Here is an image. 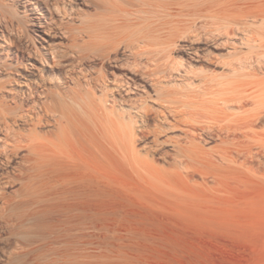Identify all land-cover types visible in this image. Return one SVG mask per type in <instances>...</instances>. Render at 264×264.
Segmentation results:
<instances>
[{"label":"bare ground","instance_id":"bare-ground-1","mask_svg":"<svg viewBox=\"0 0 264 264\" xmlns=\"http://www.w3.org/2000/svg\"><path fill=\"white\" fill-rule=\"evenodd\" d=\"M31 2L44 12V18L37 22L28 15L32 8ZM79 3L90 6L92 12L79 10ZM241 19H254L260 21L259 24H264V0H0V37L6 41L5 45L0 43V182L6 179L18 180L23 183L21 187L26 182L28 185L31 181L33 184L40 182L49 187L50 191L47 192L54 195L49 198L51 194H48L50 196L46 201L51 200V207L47 205V210L38 207L40 217H34L38 220L34 224L35 228L33 226L37 232L34 240L40 242L45 237L44 234L54 235L56 238L62 231H67L63 224H69V220L75 218L81 220L82 217L88 224L91 219L93 174L99 173L102 177L111 170L112 164H119L134 175L155 183L163 181V177L169 173V170L156 166L155 161L159 159L173 160L169 163L170 171L180 170L184 173L185 170V174L198 170V166L202 167L211 157H218L216 160L225 164L235 161L231 151L237 148L236 135L242 127L240 124L238 130L234 124L232 127L234 117L231 121L225 118L226 121L224 116L219 117V108L222 106L219 107L218 102L222 101V97L219 98L221 93H217L225 90V93L231 91L242 95L248 94L250 88L246 92H242V89L237 91L238 83H234L238 82V77L233 78L237 80L235 82L231 79L234 75L231 78L225 75L230 78L225 81L227 85L222 79V83L218 78L214 80L217 75L211 76L214 79L207 77L210 80H202L203 91L198 93L188 88L187 91L182 87H170L160 79L171 77L170 54L179 41L202 37L200 29L207 23L212 31H232L230 27L239 24ZM35 25H41L43 28L40 31H47L50 37L67 42L60 48L50 49L49 53L53 55L51 60L33 45L37 33ZM12 27H15V34L10 36L7 32ZM6 36L9 38H5ZM260 43L262 44L261 41ZM263 45L261 48H264ZM186 47L187 45H183L180 49L189 51ZM120 50L127 52L126 59L131 62H126L133 73L129 70L130 78H125L126 80L114 78L112 85L105 64L113 63L112 67L116 68L121 60H117V52ZM27 54L33 60L30 66L22 63ZM39 60L47 64L45 67L52 78L41 76L33 79L37 70L35 65ZM91 60H97L99 68L84 70L82 67ZM230 66V72L236 74L235 70L238 69L235 68L238 67L232 64ZM139 75L150 80L148 87L150 86L153 100L157 102L153 103L157 109L149 108L142 100L143 104L133 103L136 100L130 98L134 91L137 92L133 78ZM162 83H165L164 86ZM257 83L253 85H258ZM243 85L244 83L240 88ZM260 88L258 92L264 94L261 92L262 87ZM227 93L229 95L230 92ZM263 94L259 96L262 97ZM235 96L229 97V103L235 100ZM243 96L239 97L240 102L244 98L252 99L253 95ZM255 97L258 99L257 95ZM229 98H223L225 103ZM263 98L264 96L254 101L257 104L254 113H248L244 117L240 115L243 130L250 132L243 136L245 139L258 137L255 136V131L254 135L251 132L256 122L264 121ZM128 103H132L130 108L136 110L134 115L131 110L124 111L120 108ZM240 104L243 106V103ZM250 110L252 112L254 109ZM227 115L230 117L232 114L227 112ZM223 120L227 123L230 121V124ZM221 121L226 126L222 127ZM223 130L226 131L225 137H222L225 134ZM236 131L239 132L235 135ZM230 135L235 137L236 142L234 138L229 139ZM202 136L205 140L218 136L219 145L214 150L211 148L212 151L206 150L202 145ZM147 138H151L149 146L143 148L144 154H141L138 143ZM167 145L171 147L172 154L163 151ZM67 193L69 195L66 196ZM37 195L39 196V192ZM59 204L65 208L60 209ZM27 211L30 212L28 209ZM37 251L39 252L38 249ZM49 257L51 260V256ZM58 263L62 264L61 261Z\"/></svg>","mask_w":264,"mask_h":264},{"label":"rangeland","instance_id":"rangeland-1","mask_svg":"<svg viewBox=\"0 0 264 264\" xmlns=\"http://www.w3.org/2000/svg\"><path fill=\"white\" fill-rule=\"evenodd\" d=\"M31 4V11L28 12L29 17L34 18L35 22L42 17L44 18L43 10L34 5L33 2ZM78 7L83 12H92L90 6L86 7L82 3H79ZM241 20L242 24H246L247 21L249 23L242 25L239 21V24H233L230 27L232 31L222 30V33L219 30L212 31L210 25L207 26L209 23H207L204 27L207 30H205L206 32L204 28L200 29V36L202 37H197L194 40L193 38L189 39L190 41L188 39L179 41L170 54L171 62L169 63L171 64H169V67L172 68L171 73L173 76L170 75V80L160 79L162 82H167L166 85L168 84L170 87L177 89L182 87L186 90L188 88L191 91L194 90L193 92L196 90V93H198L203 89L202 80H205V78L206 81H209V77L212 78L217 75L215 79H212L217 80L218 78L220 81L222 79L226 84L225 81L229 77L231 78L232 75L234 76L231 79L234 82L237 80H233V78L238 77V82L231 81V84L237 85L238 83L237 87L239 89L236 87L237 91L242 89V92H244L250 88L248 94H233L231 91L225 93V90L217 93H221V96L218 95L219 98L222 97V101L218 100L220 102V104L218 102L219 107L224 106L219 108V117L223 118L224 116V119L229 118L230 121L233 117L237 119V116L239 117L241 114L244 117L248 113H254L257 108L254 101L262 99L264 96L262 93L263 96L260 97L262 94L259 93L260 87L263 89L261 92H264V48H261L264 44V27L261 26H264V24H259L260 21L254 19ZM14 28H9L10 31L7 30L10 36L15 34ZM42 28L41 25H35L34 29L37 30V33L33 45L51 60L53 55L49 52L53 48H60L67 42L53 36L50 37L47 31H40ZM227 32L230 34L228 33V35ZM8 36L5 38H9ZM5 42V39L0 37V43L5 45ZM183 45H187L189 51L185 48L180 49ZM126 54L127 52L123 50L117 52V60H121L115 65L119 69L112 67L113 63L105 64V70L110 74L109 82L112 85H114V81H112L114 78L120 80L130 78L128 72L133 73L132 68L127 64L131 61L126 59ZM30 57L31 55L28 56L27 54L22 63L26 66L32 65L33 60ZM231 64L238 67L235 68L238 69L235 70L236 74L230 72ZM46 65L45 62L43 63L40 60L36 63L37 70L33 79L36 80L41 76L52 78V74L45 67ZM99 66L100 63L97 60H91L88 65L82 68L92 71L99 68ZM225 75L229 77H225ZM133 79L135 86H137V92L134 91V94L130 95L131 99L136 100L133 103H146L145 105L149 108L157 109L156 105L153 104L157 102L153 100L150 86L148 87L150 80L142 75ZM242 80L244 85H248L247 87L243 85V88H240L243 84ZM240 81L241 84H239ZM247 81H250V83H247ZM257 82L262 83V85ZM165 83H162V85L164 86ZM253 83L258 85H253ZM200 86H202L201 89ZM227 92L232 94L229 93L228 95ZM245 94L253 95L252 99L244 98L245 102L244 100L240 102L241 98L239 97ZM215 95H212V97L219 99ZM233 95L236 97L235 100L238 98L237 103L235 100H231L232 102L229 103V97L234 98ZM237 95L239 96L237 97ZM224 97L229 98L228 102L225 103ZM141 100L143 103H141ZM238 102L243 103V106ZM252 102L254 104H251ZM130 104L132 103L125 106L121 105L120 108L124 111L129 109L134 115L136 110L131 109ZM251 108L254 109L252 112ZM221 109H226L228 114L232 115L229 117L227 112L225 110L223 112ZM221 113L226 114V116ZM241 116L240 119L236 120L237 123L234 118V121L231 122L232 127L237 126V128L235 126L237 130L240 127L242 128L239 130L240 132L236 131L234 133L235 135L238 132L240 133L236 135L237 146L236 144L235 146L237 148L231 151V156H234L235 161L227 163L228 165L221 163L216 160L218 157L213 156L216 158L211 157L210 159L213 160H206L207 162L202 167L201 165L198 166L200 167L198 170L191 171L188 174L186 172L185 174V170L184 173L180 170L175 172L171 169L170 171L169 163L173 160L169 159V162L168 160L159 159L155 161L156 166L169 170V173L163 177V181H155V183L134 175L119 164H112L111 170L102 177L99 173L93 174L90 222L86 224L82 217L81 220L75 218L69 220L70 222L67 221L69 224L65 223L63 225L65 228L67 227V231L70 230L69 236L66 233L67 231H62L61 235L56 238L54 235L44 234V238L41 235L43 242H41L42 240L37 242L33 239L37 233L34 224H37L38 220L35 218L39 219L40 217V211H37L38 207L45 209L47 205L48 207L53 205L51 200L46 202L48 196H50L48 194H51L49 198L54 196L52 192H47L50 191L48 186L46 187L40 182L39 184H36L37 182L33 184L32 181L31 183L29 181V185L26 182L21 187L23 185L21 181H10L9 179L0 182V264H53L55 261L54 264L60 261L62 264H264V121L254 124L255 128H253L251 134L254 135L255 131L257 138L253 136L255 138L245 139L243 136L248 135L250 132H246L247 129L243 130ZM227 119L225 120L227 121ZM225 120L223 121L227 123ZM230 121L227 124H230ZM239 124L240 127H238ZM223 125L226 126L222 123L221 126L223 127ZM243 131L245 135L242 134ZM223 132L226 131L223 130ZM259 133L260 135H258ZM225 135L226 133L222 137H225ZM231 136L229 139L232 138ZM202 137V145L205 146L203 147L206 150L211 148L214 150V147L219 145L220 138L218 136L206 140L204 136ZM233 138L235 140L234 136ZM150 140L151 138L142 139L138 143L141 154H144V149L148 148ZM163 151L172 154L169 145L165 146ZM213 154L217 155L216 153ZM31 188L33 191H38L39 196L36 191L31 194L33 193ZM25 189H27L26 192ZM42 193L47 196H43ZM43 201L45 202L43 203ZM62 204L66 206L64 203ZM62 204H59L61 207L58 205L60 209L65 208ZM29 223H31V227H29ZM49 237H51V240ZM29 253L30 255H28ZM49 256H51L52 261ZM62 258L64 259L62 260ZM45 261L49 263H44Z\"/></svg>","mask_w":264,"mask_h":264}]
</instances>
